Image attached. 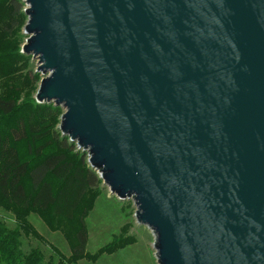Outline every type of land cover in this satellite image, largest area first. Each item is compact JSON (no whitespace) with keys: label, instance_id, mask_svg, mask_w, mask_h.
<instances>
[{"label":"water","instance_id":"95a60500","mask_svg":"<svg viewBox=\"0 0 264 264\" xmlns=\"http://www.w3.org/2000/svg\"><path fill=\"white\" fill-rule=\"evenodd\" d=\"M35 99L158 264H264V0H22Z\"/></svg>","mask_w":264,"mask_h":264},{"label":"trees","instance_id":"16d2710c","mask_svg":"<svg viewBox=\"0 0 264 264\" xmlns=\"http://www.w3.org/2000/svg\"><path fill=\"white\" fill-rule=\"evenodd\" d=\"M22 0H0V209L10 213L14 226L0 221V264H76L85 258L134 241L124 238L91 254L86 251L85 219L102 182L87 162L85 151L58 128L62 107L38 103L34 97L42 75L30 68L31 55L20 50L27 16ZM36 214L51 231L66 239L64 255L48 244L53 257L43 251L22 249V236L46 243L30 222ZM116 244V245H115Z\"/></svg>","mask_w":264,"mask_h":264},{"label":"rangeland","instance_id":"374dc122","mask_svg":"<svg viewBox=\"0 0 264 264\" xmlns=\"http://www.w3.org/2000/svg\"><path fill=\"white\" fill-rule=\"evenodd\" d=\"M23 3L24 9L26 4ZM25 23L21 27V33H23ZM24 36L20 44V50L27 35L24 34ZM30 63V68L35 70L37 66L36 59L32 60L31 58ZM99 188L101 192L94 198L92 208L85 219L87 231L86 251L93 254L100 248L110 243L114 244L124 238L134 237V241L116 248L111 253L103 252L94 260L82 258L76 264H158L153 247L154 234L146 225L137 222L134 200L132 198L118 199L110 192L108 186L102 182L99 183ZM29 220L44 237L46 243L22 236V249L24 252H28L32 247H38L43 251L45 259L51 256L57 261V257L48 245L52 244L64 255H69L68 243L59 231H51L34 213L30 214ZM0 221H4L10 227L14 226L12 214L6 213L2 209H0Z\"/></svg>","mask_w":264,"mask_h":264}]
</instances>
